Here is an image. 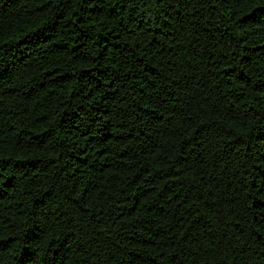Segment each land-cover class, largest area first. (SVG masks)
I'll use <instances>...</instances> for the list:
<instances>
[{
	"label": "trees",
	"instance_id": "16d2710c",
	"mask_svg": "<svg viewBox=\"0 0 264 264\" xmlns=\"http://www.w3.org/2000/svg\"><path fill=\"white\" fill-rule=\"evenodd\" d=\"M0 264H264V0H0Z\"/></svg>",
	"mask_w": 264,
	"mask_h": 264
}]
</instances>
